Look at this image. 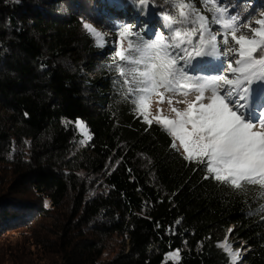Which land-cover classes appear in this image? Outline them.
<instances>
[{"label": "trees", "instance_id": "16d2710c", "mask_svg": "<svg viewBox=\"0 0 264 264\" xmlns=\"http://www.w3.org/2000/svg\"><path fill=\"white\" fill-rule=\"evenodd\" d=\"M105 3L0 0V241L28 240L7 248L5 260L163 264L180 248L181 264H226L216 243L233 228L229 237L250 248L244 264H264L261 215L247 216L240 195L204 180L158 125L120 100L108 70L115 33L98 48L81 17L101 31L140 19L135 7L119 17ZM252 3L257 16L264 11V0ZM77 119L93 134L87 146L78 143ZM121 156L112 171L109 158Z\"/></svg>", "mask_w": 264, "mask_h": 264}, {"label": "snow or ice", "instance_id": "6c2138e0", "mask_svg": "<svg viewBox=\"0 0 264 264\" xmlns=\"http://www.w3.org/2000/svg\"><path fill=\"white\" fill-rule=\"evenodd\" d=\"M131 3L143 18L137 23L101 31L81 17L98 48L115 33L108 70L114 73L120 100L130 103L148 127L158 125L170 138L169 148L193 171L203 172L204 180L240 195L249 206L247 216L264 219V11L257 16L252 0ZM123 4L124 0H106L104 7ZM149 31L152 37L146 38ZM71 123L80 133L79 145L87 146L93 135L87 124L80 119ZM123 159L113 162L110 157L111 170ZM179 224L178 218L175 226ZM166 232L179 234L173 225ZM232 233L228 228L216 247L225 254L226 264H240L243 245L233 247ZM169 260L181 264V249L168 252L163 264Z\"/></svg>", "mask_w": 264, "mask_h": 264}, {"label": "rangeland", "instance_id": "374dc122", "mask_svg": "<svg viewBox=\"0 0 264 264\" xmlns=\"http://www.w3.org/2000/svg\"><path fill=\"white\" fill-rule=\"evenodd\" d=\"M112 8H114V7H112ZM112 8H111V10H113ZM139 19H141V18H139ZM153 108H155V105H153ZM27 241L28 240L24 236H21L19 234H13L11 236H8L6 239L0 241V264H11V263L7 262V260H5V257L3 256V253L7 248L19 247ZM229 241L233 244L234 248L241 247V245H243V247L241 248L243 259L240 262V264H244L243 263L245 260L244 257L247 253H249L250 248L248 247L247 244H245L244 242H242L240 240L236 241V240H233L229 237ZM26 245L29 248L28 243H26ZM245 249H246V251H245Z\"/></svg>", "mask_w": 264, "mask_h": 264}, {"label": "clouds", "instance_id": "9594fccd", "mask_svg": "<svg viewBox=\"0 0 264 264\" xmlns=\"http://www.w3.org/2000/svg\"><path fill=\"white\" fill-rule=\"evenodd\" d=\"M125 4H128L129 5V7H128V11L130 12V11H133L134 10V6H133V4L131 3V1H124V4L123 5H125ZM244 263V262H243Z\"/></svg>", "mask_w": 264, "mask_h": 264}]
</instances>
